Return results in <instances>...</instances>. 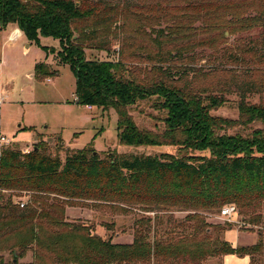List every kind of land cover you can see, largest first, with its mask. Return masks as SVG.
<instances>
[{
    "label": "trees",
    "instance_id": "16d2710c",
    "mask_svg": "<svg viewBox=\"0 0 264 264\" xmlns=\"http://www.w3.org/2000/svg\"><path fill=\"white\" fill-rule=\"evenodd\" d=\"M185 8L93 0H0L2 28L15 24L38 45L42 38L59 42L55 52L75 76L76 103L113 110L121 145L179 149L178 155L108 151L102 159L90 145L67 150L63 163L47 152L44 142L27 153L5 148L0 154V252L12 250L15 258H23L31 250L35 264H46L48 257L54 264H201L214 255L253 257L263 251L261 241L247 247L219 244L210 232L222 225L210 223V218L234 204L244 223L264 224V100L258 104L247 100L251 94L264 93V0L193 1ZM199 21L206 30L230 24L243 32L260 29L263 37L260 45L252 39L243 46L211 47L229 69L217 67L200 76L193 67L174 65L203 45L185 33L188 23ZM121 33L129 37L118 60L87 57V50L111 53L108 38ZM140 37L153 38L157 51L139 53ZM161 40L169 41L172 51ZM35 72L41 81L58 74L45 63L37 64ZM214 74L225 76L226 93L238 96L237 121L212 116L227 99L195 85ZM144 101L166 112L161 134L137 125L132 110ZM257 123L263 127L248 137L220 134L226 127ZM25 194L31 195V203L21 209L14 198ZM101 204L170 214L142 216L135 222L132 242L125 244L67 220L69 208ZM177 212L186 217L178 219ZM256 234L263 238L262 231Z\"/></svg>",
    "mask_w": 264,
    "mask_h": 264
},
{
    "label": "rangeland",
    "instance_id": "374dc122",
    "mask_svg": "<svg viewBox=\"0 0 264 264\" xmlns=\"http://www.w3.org/2000/svg\"><path fill=\"white\" fill-rule=\"evenodd\" d=\"M93 1H104L110 5L119 6L156 5L162 8L178 7L185 11V6L189 2L203 0ZM206 1L228 3L237 0ZM193 12L196 15L197 12ZM229 19L228 17L227 21ZM188 25H186L188 30L185 33L193 34V41L196 43L202 42L203 45L197 46L194 53L186 55L190 58L182 62H175L174 65L193 67L200 76L209 72L214 73L217 67L223 70L229 69L221 60L216 59L217 57L220 58V55L213 54L210 50L211 47L221 44L225 46L224 48L243 46L252 39L257 45H260L263 37L260 29L243 32L239 30L240 28L230 24H222L215 30H206L203 21L188 23ZM191 26L194 30L189 28ZM15 30V24L2 28L0 23V136H5L11 142H15L8 147L20 149L24 152L31 151L35 145L44 142L48 145L47 152L52 157H59L63 163L67 156V150H83L90 145H93L96 156L102 159L105 158L108 151L139 156L161 155L163 153L179 154L177 147H131L121 145L118 140L117 115L113 110L102 111L94 108L90 111L76 103L75 76L68 65L60 64L59 57L55 52L60 48L59 42L53 38H42L41 45H38L35 42L28 41L25 35L19 39H14L12 33ZM128 37V35L122 33L113 34L108 38V42L112 47L111 53L87 50V57L116 61L118 60L120 47ZM161 42L166 50L172 51L169 41L161 40ZM136 45V50L141 54H144L143 52L155 53L158 47L153 38L149 37L138 38ZM42 47H45V49H42ZM40 63L50 66L51 71L58 73L57 76L43 81L38 80L35 66ZM131 63L129 62L128 66L132 65ZM195 85L212 95L220 96L223 94L227 99L225 104L211 112L212 116L231 121L239 119L238 96L236 93H226L227 80L225 76L214 74L210 79L206 81L199 80ZM247 100L252 104H258L264 100V93L251 94ZM132 115L141 129L160 134L165 129L162 120L166 116V112L155 110L150 101L141 102L137 107H134ZM262 127L258 123L246 127H226L227 129L220 131V134H239L248 137L253 133V130ZM30 128L35 130H30ZM197 154L195 153V155ZM14 201L18 200L14 198ZM22 201L30 204L31 195L23 197ZM221 210L213 213L210 218V223L222 225L221 229H212L210 232L212 239L218 238L219 244L228 241L232 246L237 244L244 247L255 245L258 241H261L263 243L261 253L253 255V257H242H249L250 264L251 258L253 264H264V234L260 240L256 234L257 231L264 233V224L254 227L244 223L243 216L238 210L234 222L227 226L225 223L229 222L220 218ZM168 214L170 213L142 212L125 204H101L92 207L69 208L66 216L69 222H81L89 226L92 233L101 236L105 240L112 239L114 243L125 244L131 243L133 240L136 220L147 215L154 218L157 215L164 217ZM175 215L180 220L186 217L185 213L180 212L175 213ZM152 225L156 226L155 221L152 222ZM165 228L166 225H164ZM224 228L227 230L226 232L223 230ZM151 235L153 238V233ZM219 244L216 243L218 247H220ZM224 257L214 255L206 258L201 264H224ZM44 261L46 264H54L51 257L46 258ZM230 263L232 264L233 260L226 262V264ZM0 264H35L34 253L30 250L23 258H15L12 250L1 251Z\"/></svg>",
    "mask_w": 264,
    "mask_h": 264
},
{
    "label": "built area",
    "instance_id": "2783aa9c",
    "mask_svg": "<svg viewBox=\"0 0 264 264\" xmlns=\"http://www.w3.org/2000/svg\"><path fill=\"white\" fill-rule=\"evenodd\" d=\"M89 108H92L91 106H88ZM13 143L9 139H7L4 136H0V154L2 151L10 146V144ZM29 151H24V153H27ZM18 201H14L16 205H18L21 209H24L28 203L25 201H22V198H16ZM238 215V208L234 204L226 205L222 208L220 213V218L223 219L226 222L232 223L234 222V217Z\"/></svg>",
    "mask_w": 264,
    "mask_h": 264
},
{
    "label": "crops",
    "instance_id": "0c3cea01",
    "mask_svg": "<svg viewBox=\"0 0 264 264\" xmlns=\"http://www.w3.org/2000/svg\"><path fill=\"white\" fill-rule=\"evenodd\" d=\"M24 34L21 32V30L18 29V27L16 26V30L13 31L12 33V37L14 39H19L21 36H23ZM31 78H33L31 76ZM86 107L87 109H89L90 111L92 109H94V107L92 108H89L88 106H84ZM96 109V108H95ZM35 130V129H34ZM104 130V129H103ZM102 130V132H103ZM101 134V133H100ZM5 137V136H4ZM13 143H15L14 141H12ZM236 246H239L236 244ZM234 246V247H236ZM229 260H233V263L232 264H250V258L249 257H238V256H235V255H228V256H225L224 257V264H226V262H229ZM231 264V263H230Z\"/></svg>",
    "mask_w": 264,
    "mask_h": 264
},
{
    "label": "water",
    "instance_id": "95a60500",
    "mask_svg": "<svg viewBox=\"0 0 264 264\" xmlns=\"http://www.w3.org/2000/svg\"><path fill=\"white\" fill-rule=\"evenodd\" d=\"M96 154V153H95ZM16 255V254H15ZM17 256V255H16Z\"/></svg>",
    "mask_w": 264,
    "mask_h": 264
}]
</instances>
